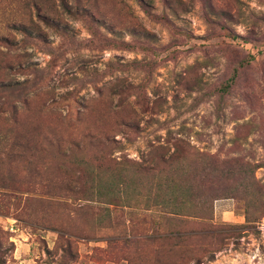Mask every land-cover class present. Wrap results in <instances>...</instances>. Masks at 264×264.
<instances>
[{
  "label": "rangeland",
  "instance_id": "1",
  "mask_svg": "<svg viewBox=\"0 0 264 264\" xmlns=\"http://www.w3.org/2000/svg\"><path fill=\"white\" fill-rule=\"evenodd\" d=\"M167 1L154 0L152 12L169 23L149 16L138 0H127L130 8L107 0L99 30L69 16L63 26L74 37L40 21L44 40L7 30L12 44L0 42V81L29 80L9 96L10 107H17L21 126L58 131L67 148L88 126L137 120V132L113 130L120 142L113 157L143 159L161 144L173 151L168 133L179 130L193 152L237 159L241 173L251 167L264 190V0ZM134 27L145 32L132 35ZM79 111L86 113L80 121ZM7 127L0 121V129ZM61 163L75 176L61 175L58 190L53 182L62 178ZM45 170L53 190L45 199L0 200L5 264H264V216L247 222L242 194L215 201L218 235L186 238L187 247L175 249L173 241L159 239L160 212L79 200L68 192L69 183L79 188V168L71 161L50 157ZM217 241L222 250L210 254L209 245L197 254L196 245Z\"/></svg>",
  "mask_w": 264,
  "mask_h": 264
},
{
  "label": "trees",
  "instance_id": "2",
  "mask_svg": "<svg viewBox=\"0 0 264 264\" xmlns=\"http://www.w3.org/2000/svg\"><path fill=\"white\" fill-rule=\"evenodd\" d=\"M103 1L0 0V23L4 25L0 27V42L12 44L7 30H15L28 38L44 40L39 21L55 30L61 37L67 35L74 37L68 27L63 26L65 16L88 23L91 30H99L98 20L106 18L108 12L107 0ZM138 1L149 16L169 23L167 15L159 16L152 12L154 0ZM122 2L127 8L131 7L127 0ZM141 32L145 30L134 27L131 34L140 36ZM92 34L98 36L94 31ZM124 44L131 46L127 42ZM19 67L25 69L29 66L20 64ZM8 68H12L11 65ZM86 68L88 67L82 69L91 70ZM230 80L223 86L222 93L229 91L232 83ZM28 82V79L22 82L0 81V121L8 125L7 128L0 129L1 201L9 196L25 201L36 197L43 200L45 196L51 194L53 190L49 188L45 177V163L48 158L53 157L71 161L78 166L79 175L74 183L79 184V188L70 183L67 186L70 188L68 192L79 193V200L103 203L108 208L111 205L142 206L146 210L160 212L159 224L162 230L159 239L173 241L171 248L187 247L186 238L218 235L217 227L212 222L215 201L233 197L232 194L238 196L242 194L245 198L247 222L257 221L264 216L263 186L257 181L251 167H247L246 171L241 173L235 168L234 163L239 162L237 159L231 163L215 158L212 154L193 152L190 143L182 138V132L179 130L176 132L170 130L168 133V140H173V151L167 145L161 144L155 146L146 158L135 159L123 154L117 157L112 155L120 143L113 138V130L118 129L122 134L137 132L139 122L133 118L123 117L120 123L108 129L88 126L82 132L79 141L69 140L71 148L65 146L66 141L58 131H43L39 130L40 127L24 128L21 126L17 107L9 105L11 104L9 96H13L20 85H26ZM6 111L8 116L2 114ZM85 115L86 113L79 111L77 120H82ZM60 116L69 121L76 117L70 114ZM226 164H232L233 167L226 168ZM57 174L59 177L70 174L73 176L71 180H74L75 176L64 167V163L58 164ZM58 179L53 183L61 190L65 179L64 177ZM231 181L235 182L234 189L228 187L232 186ZM14 189L21 193H12L11 190ZM60 192L62 191H58L57 195L62 194ZM187 225L200 227L191 228ZM216 244L196 245L197 254L209 252L204 249L209 245L210 254L222 250L218 245L219 241ZM5 263L6 251L0 240V264Z\"/></svg>",
  "mask_w": 264,
  "mask_h": 264
}]
</instances>
